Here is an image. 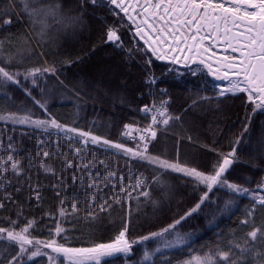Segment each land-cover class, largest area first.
<instances>
[{
    "label": "trees",
    "instance_id": "obj_1",
    "mask_svg": "<svg viewBox=\"0 0 264 264\" xmlns=\"http://www.w3.org/2000/svg\"><path fill=\"white\" fill-rule=\"evenodd\" d=\"M57 2L61 5L62 15H78L81 22L67 29L55 25L50 38L41 42L37 36L38 28L34 29L29 23L20 0H0V39L5 41L6 52L11 51L17 59L23 60L16 67L21 72L44 64H55L57 68L55 75L38 79L35 87L30 80L23 81L21 77L22 87L9 86L3 90L11 100L0 94V111L6 114L17 109L31 110L35 117L44 118L43 110L34 104L33 97L43 99L47 101L48 113L60 123L134 147L135 141L122 135L124 126L134 124L136 120H148L139 111L143 105L168 100L170 113L179 116L180 120L170 122L166 130L157 134L150 145L153 154L172 160L179 158L182 163L206 169L216 157L205 146L229 151L230 142L241 134L247 123L248 131L237 147V161L227 175L230 181L249 188H255L264 178V113L251 114L252 105L247 103L246 94L218 95L214 80L206 75V69L192 75L191 68L195 65L188 68L168 64L147 53L152 60L148 65L146 54L136 50L143 43L133 37L120 15L113 14L111 5L98 3L93 6L85 2L81 7V0H37L36 6ZM6 19H11V23L5 24ZM110 26L120 29L123 47L107 42L106 31ZM29 47L33 49L31 55L27 51ZM150 77L155 83L147 82ZM25 88L31 91V96ZM246 116H251L250 122ZM61 135L55 130L50 135L28 126L0 122V156L6 158L9 154L7 146L11 137L14 159L20 166V174L15 175L9 170L5 175L10 183L0 186V202L4 204L0 209V226L8 227V218L16 220L17 214L22 213L20 226H24L25 220L34 219L37 224L33 236L48 239L50 230L54 236L59 220L66 230L61 236H55L59 242H65L63 237H66L67 246L89 247L111 241L121 230L129 211L128 237L134 239L183 215L199 197L192 183L178 173L164 176L166 188L152 184L150 198L141 196L139 201L124 200L125 193L113 190L105 179V187L96 193V202L107 200L112 207L108 212L95 208L97 219L85 221L92 190L87 188L90 168L85 170L83 164L91 161V168L114 172L124 181L136 172L151 179L152 169L114 149L107 150L91 143L77 156L75 148L80 147L79 143L75 140L67 143ZM45 151L49 153L48 157L43 156ZM68 161L72 162V167L67 166ZM246 180L250 183H245ZM37 190L39 200L36 199ZM116 195L122 198L120 204L111 199ZM132 196L136 197L137 192L133 191ZM226 199L228 196L224 191L214 190L210 194L213 202H205L181 227L183 232L193 234L191 249L164 255L155 264H168V261L182 264L190 258L189 252L199 255L201 250H214L217 245L225 246L230 240L242 244V238L253 226H264V206L256 205L255 212L249 217L253 202L247 197L238 199L231 208L217 215ZM74 202L78 209L76 213L71 208ZM61 207L67 212L64 217L59 216ZM245 219L249 220L248 224L241 223ZM8 247L6 241L0 243V251ZM141 247L134 245L129 256L125 258L121 254L114 259V264H137ZM257 250H264V243L259 238L252 255L247 256V264H256L262 259L255 255ZM29 264H47V261L37 258ZM101 264H104L103 259Z\"/></svg>",
    "mask_w": 264,
    "mask_h": 264
},
{
    "label": "snow or ice",
    "instance_id": "obj_2",
    "mask_svg": "<svg viewBox=\"0 0 264 264\" xmlns=\"http://www.w3.org/2000/svg\"><path fill=\"white\" fill-rule=\"evenodd\" d=\"M85 2L93 6L98 3L111 5L110 10L114 15L123 13L134 37H138L139 41L143 42V46L136 50L146 54L148 65L152 63L151 57H155L160 61H169L173 65L183 64L186 67L195 65V68H191L192 75H197L206 69V75L212 76L215 81L226 82L223 86L214 85L219 90V95L244 93L247 103L252 105L251 114L264 113V0H81V7ZM20 3L29 23L34 29L38 28L37 36L41 42L50 38L55 25L67 29L81 22V17L78 15H62V8L58 2L43 7L36 6L37 0H20ZM4 23H11V19L4 20ZM119 31V28L110 26L106 31V40L117 47H123ZM217 49H221L224 54H219ZM27 51L31 55L33 49L29 47ZM131 52L130 49L129 54ZM147 53H150L151 57H147ZM22 62L23 60L17 59L11 51H5V41L0 39V94L8 100H11V96L3 90L9 86L22 87L21 77L23 81L30 80L35 87L38 79L49 74L55 75L57 72L55 64L30 67L21 72L16 65ZM147 82L155 83V80L150 77ZM24 90L28 96H31L30 90L27 88ZM33 102L43 110L44 118L35 117L31 110L17 109L6 114L0 111V122L6 125L28 126L50 135L52 130H55L57 135L63 134L69 141L75 140L81 144V147L75 148L77 156H80L91 143L107 150L114 149L130 160L135 159L152 169L151 179L141 173L135 178V184L129 186L131 191L121 183L120 192L125 193L124 200L139 201L141 196L150 198L149 189L152 184L162 188L167 187L164 176L168 173H178L187 178L192 183L194 191L199 192V197L183 215L155 231L134 239L128 237L131 222L129 211L123 219L121 230L111 241L95 243L89 247L67 246L66 237H63L65 242H59L55 236H61L66 231L59 220L55 224L54 236L50 230L48 239L37 238L32 234L37 221L25 220L24 226H20L19 219L22 213H18L16 220L8 218V227L0 226V243L6 241L9 246L0 251V256L3 257L0 258V264H29L37 258H46L47 264H65V262L66 264H101L102 259L104 264H114V259L121 254L125 258L129 256L134 245L142 246L141 258L137 264H155L156 261L163 259L164 255L191 249L193 234L183 232L181 227L189 217L200 211L205 202H213L210 200V194L214 190L224 191L228 196L217 215L231 208L243 197L253 202L251 210L248 211L249 217L255 212L256 205L264 206V194H262L264 178L255 188H249L230 181L227 175L237 161V147L244 133L248 131L247 123L241 134L230 142L232 146L229 151L224 152L215 147L205 146L209 152L215 154L216 158L206 169H202L182 163L179 158L172 160L150 151V145L156 140L158 131L166 130L170 122L180 120L179 116L169 113L168 100L161 99L158 103L153 101L139 109L145 117L150 118V123L146 127L133 129L132 125L124 126L122 135L129 136L135 141L134 147L62 124L48 113L46 100H37L33 97ZM245 119L250 122L251 116H246ZM130 129L139 132L140 135L132 136ZM188 139L191 140V137ZM7 151L9 154L6 158L0 156V186L10 183L5 175L9 170L15 175L20 174L19 161L15 160L13 155L15 147L11 137ZM48 155L47 151L43 153L44 157ZM67 166L72 167V162L68 161ZM92 166L91 161L82 165L85 170ZM88 175L91 178L90 172ZM115 175L114 172L108 173L109 177ZM120 179L122 181L123 177ZM75 180L76 177L73 176V181ZM245 183L250 181L246 180ZM87 188L92 191L91 198L87 201L88 211L84 219L95 221L97 214L94 209L98 207L100 212H108L112 204L107 200L97 204L96 193L99 184L95 179L88 183ZM133 191L137 192L136 197L132 196ZM36 199H40L38 190ZM111 199L116 204H120L122 200L119 195ZM63 203L61 201V205ZM3 207L4 204L0 202V209ZM71 208L73 213L78 211L75 202ZM66 215V210L61 207L59 216ZM215 219L216 217L213 216V220ZM241 223L248 224L249 220L245 219ZM258 238L264 243V226H253L252 230L242 238V244L230 240L227 245H217L214 250L209 249L207 252L201 250L199 255L189 252L190 258L182 261V264H247V256L252 255ZM255 255L262 258L257 260L256 264H264V250H257ZM234 256L237 258L234 259ZM168 264L171 262L168 261Z\"/></svg>",
    "mask_w": 264,
    "mask_h": 264
},
{
    "label": "built area",
    "instance_id": "obj_3",
    "mask_svg": "<svg viewBox=\"0 0 264 264\" xmlns=\"http://www.w3.org/2000/svg\"><path fill=\"white\" fill-rule=\"evenodd\" d=\"M135 122L136 123L133 126V129H135V128H144V127H146L148 125V123H150V119H149V122L148 121L147 122H143V121H140V120H136ZM130 131H131L132 136L138 137L140 135L139 132L133 131L131 129H130ZM61 137L65 141H67V143L69 142V139L66 136L61 135ZM126 137L131 139L129 136H126ZM79 146L81 147L80 143H79ZM71 147L73 148V145H71ZM71 147L69 146L70 149H72ZM60 149L61 148L58 147V150H60ZM89 172L92 174L91 178L89 177L88 180H87V181H89V183L91 182L92 179H95L96 182L99 184V189H101V188L105 187L103 182H104L105 179H107L110 182V184L112 185L111 188L113 190L115 189L116 191H119V192H120L121 183L123 184V186L126 189L131 191V188L129 186L135 184V178L140 176V173L136 172V173L131 174L130 178L128 180L124 181V178H123V180L121 181V179H120V177L118 175H115L114 177H109L108 176L109 171L99 172L95 168H90ZM97 173H98V176H97ZM113 185H115V187H113Z\"/></svg>",
    "mask_w": 264,
    "mask_h": 264
},
{
    "label": "flooded vegetation",
    "instance_id": "obj_4",
    "mask_svg": "<svg viewBox=\"0 0 264 264\" xmlns=\"http://www.w3.org/2000/svg\"><path fill=\"white\" fill-rule=\"evenodd\" d=\"M117 12H118V10H116ZM119 15H120V19L124 22V23H126L125 25L126 26H128V21H127V18L126 17H124V14L123 13H119ZM128 28H129V30H130V32L132 33V35H133V37H134V33H133V31L130 29V27L128 26ZM135 38H137L138 40H139V38L138 37H135ZM142 42V41H141ZM143 43V42H142ZM217 51H218V53L219 54H224L223 52H222V50L221 49H217ZM160 61V60H159ZM161 62H164V63H170L169 61H161ZM171 64V63H170ZM178 66L180 65V64H177ZM181 67H184V65L183 64H181L180 65Z\"/></svg>",
    "mask_w": 264,
    "mask_h": 264
},
{
    "label": "rangeland",
    "instance_id": "obj_5",
    "mask_svg": "<svg viewBox=\"0 0 264 264\" xmlns=\"http://www.w3.org/2000/svg\"><path fill=\"white\" fill-rule=\"evenodd\" d=\"M111 27H113V26H111ZM118 28V27H117ZM119 34H120V36H121V33H120V31H119ZM189 68V67H188ZM212 77V76H211ZM213 78V77H212ZM213 80H214V78H213ZM216 84H221L222 86L223 85H226V82H223V81H215L214 80V85H216ZM216 89V93L218 94V92H219V90L217 89V88H215ZM219 95V94H218ZM170 113V112H169ZM170 114H172V113H170ZM148 122H149V119H148ZM128 125H132V127L135 125V123L134 124H128ZM163 131V130H162ZM162 131H159V132H162ZM158 132V133H159Z\"/></svg>",
    "mask_w": 264,
    "mask_h": 264
}]
</instances>
